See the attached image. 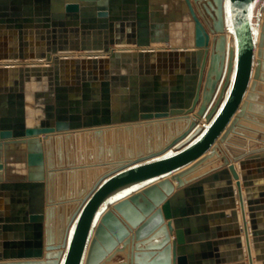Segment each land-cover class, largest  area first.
<instances>
[{
    "label": "water",
    "instance_id": "95a60500",
    "mask_svg": "<svg viewBox=\"0 0 264 264\" xmlns=\"http://www.w3.org/2000/svg\"><path fill=\"white\" fill-rule=\"evenodd\" d=\"M257 1L0 0V264H264Z\"/></svg>",
    "mask_w": 264,
    "mask_h": 264
},
{
    "label": "bare ground",
    "instance_id": "6f19581e",
    "mask_svg": "<svg viewBox=\"0 0 264 264\" xmlns=\"http://www.w3.org/2000/svg\"><path fill=\"white\" fill-rule=\"evenodd\" d=\"M223 17H224V20H225V18H226V11H225V4H224V0H223ZM179 24L176 26V28H178L179 29ZM181 27V26H180ZM223 33H224V35H225V37H226V53H228V49H229V47L232 45V46H234V39H233V34H232V32L230 31V29L227 27V25H226V23H224V30H223ZM178 36V38H175V40L177 41V42H175V43H178V41H179V34H177ZM169 46H171L169 43H165V42H158V43H154V44H152V47H155V48H168ZM173 46H183L182 44L180 45H173ZM121 47H126V48H133V46H121ZM89 53V52H88ZM65 53H63V54H60V55H64ZM67 55H72V56H81V55H86V52H83V51H76V52H73V53H66ZM14 63H16V64H18V63H21L20 62V60L19 61H13ZM36 63H43L44 61H35ZM4 63H6V62H4V61H2V60H0V65H2V64H4ZM23 63H25V64H29V63H32V61L31 60H25V61H23ZM26 112H27V118H28V120H27V123L28 124H31L32 122H33V116L35 115V113H34V111H33V108L31 107V105L30 104H27V106H26ZM199 122L200 123H204L205 122V119H204V117H201L200 119H199ZM112 130H113V128H112ZM73 133V132H72ZM79 134V133H78ZM62 137H64V135H61ZM84 136H86L85 134H84V132H80V135H79V137H78V142L80 143L81 142V144L83 145V143H84ZM73 139V138H72ZM82 140H84L83 142H82ZM155 142V139H154V137H153V143ZM80 144V145H81ZM81 145V146H82ZM61 156H62V153H61ZM23 165V164H22ZM90 169V168H89ZM88 169V170H89ZM85 181L87 182L88 181V177H86L85 178ZM76 185V184H75ZM79 187V186H78ZM58 191V190H57ZM55 192L56 194H57V196L56 197H58V195L60 194L59 192ZM63 195H65V196H68L69 197V195L67 194V193H64ZM65 196H63V197H65ZM65 199H67L66 197H65ZM61 208V207H60ZM55 209H57V207H56V205H55V207H54V210ZM59 209V208H58ZM56 210L54 211V214L56 215ZM67 212V210H66V206L64 205V206H62V208L60 209V212H59V214H58V216L59 217H66V213ZM56 217V216H55Z\"/></svg>",
    "mask_w": 264,
    "mask_h": 264
},
{
    "label": "crops",
    "instance_id": "0c3cea01",
    "mask_svg": "<svg viewBox=\"0 0 264 264\" xmlns=\"http://www.w3.org/2000/svg\"><path fill=\"white\" fill-rule=\"evenodd\" d=\"M257 6H258V5H257ZM257 6L254 7L255 10H256ZM216 141H217V140H216ZM245 144H246V147H248L249 145H250V146H255V145H256V141L251 140L250 143H249V145H248V142L245 141ZM16 152H17V151H16ZM10 158H12V157H10ZM216 161H218L217 158L214 160V162H216ZM233 163L236 165V161H233ZM14 165H16L17 168H18V169H14V170H12V172H14V175H22V174L25 172L24 168H22V164H21V163H16V164H14ZM19 166H21V170L19 169V168H20ZM234 182H235V180H232V183H233V184H234ZM74 183H75V182H74ZM173 183H175V182H173ZM75 184H76V183H75ZM204 196H205V198L208 196V194H207V190L205 191Z\"/></svg>",
    "mask_w": 264,
    "mask_h": 264
},
{
    "label": "rangeland",
    "instance_id": "374dc122",
    "mask_svg": "<svg viewBox=\"0 0 264 264\" xmlns=\"http://www.w3.org/2000/svg\"><path fill=\"white\" fill-rule=\"evenodd\" d=\"M261 1H262V0H258L257 3H256V6H257ZM252 13H253V14H252V15H253V16H252V19H253V21L255 22V14H256L255 8H253ZM178 32H180V30H178V28H177V33H176V35H174L175 38H178V37H177V36H178L177 34H179ZM19 167H20L19 169L21 170V166H19ZM67 186H68V183L66 182V187H67Z\"/></svg>",
    "mask_w": 264,
    "mask_h": 264
}]
</instances>
